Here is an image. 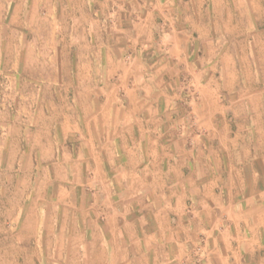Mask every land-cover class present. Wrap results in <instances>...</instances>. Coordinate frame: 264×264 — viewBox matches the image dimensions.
I'll return each instance as SVG.
<instances>
[{"label":"crops","instance_id":"1","mask_svg":"<svg viewBox=\"0 0 264 264\" xmlns=\"http://www.w3.org/2000/svg\"><path fill=\"white\" fill-rule=\"evenodd\" d=\"M198 2L146 0L140 33L78 53L77 110L60 112L65 74L31 64L36 45L12 2L0 30V182L19 186L0 264H264V122L254 112L247 129L221 109L218 35ZM71 215L77 237L65 238Z\"/></svg>","mask_w":264,"mask_h":264},{"label":"rangeland","instance_id":"2","mask_svg":"<svg viewBox=\"0 0 264 264\" xmlns=\"http://www.w3.org/2000/svg\"><path fill=\"white\" fill-rule=\"evenodd\" d=\"M13 1L20 5L17 15L21 21L22 37L36 45L38 55L32 57L36 60L33 63L32 59L31 64H37L38 68H43L46 63L54 65L59 73L65 74L64 78L69 84L68 92H58V99H61L60 94H63V98L64 95L68 96L67 102L59 100L52 103L53 110L57 112L64 107L69 111L77 110L78 53L87 54L93 44L125 35L126 27L133 28L137 35L142 29L136 21L146 10L143 4L146 0H5V6L0 5V25L3 26L0 30L5 32L11 28L8 27V15L12 13ZM198 1V4H205L207 13L212 14L213 32L218 35L212 46V65L215 80L222 84L218 94L221 109L241 112L244 116L242 125L247 129L254 128L251 118L254 112L260 113V123L264 122V0ZM140 3L143 5L139 6ZM116 40L117 45L124 42V39ZM49 50L53 54H44ZM25 109L22 104V112ZM18 186L16 178H4L0 182V194H4L0 207L2 201L5 207L3 219L0 215V239L12 240L16 237V231L12 228L15 222L8 208L18 203L14 198ZM51 203L54 204V201L48 202ZM60 217L57 215L56 219L60 220ZM73 221L74 216L71 215L66 224L70 230L64 232L65 238L77 237V232L72 229ZM60 233L53 231L52 238L56 239ZM45 234L44 231L38 232V238L45 237ZM53 249V254H56L57 248ZM6 250H12V247L8 246ZM39 254L45 257L48 249L40 248Z\"/></svg>","mask_w":264,"mask_h":264}]
</instances>
